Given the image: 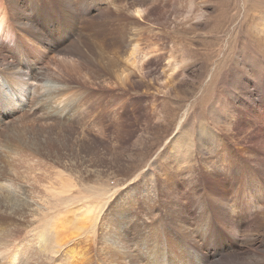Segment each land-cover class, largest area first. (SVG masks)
I'll use <instances>...</instances> for the list:
<instances>
[{
    "label": "rangeland",
    "instance_id": "rangeland-1",
    "mask_svg": "<svg viewBox=\"0 0 264 264\" xmlns=\"http://www.w3.org/2000/svg\"><path fill=\"white\" fill-rule=\"evenodd\" d=\"M154 9V11L153 8L151 9L152 13L150 14L152 15H147V13L141 15L139 18V25L133 24L132 29L134 31L138 30L140 33L137 46L142 50L157 48L158 50L156 53L164 56L162 63L169 61L173 67H179L180 73L178 75L173 76V78H165L159 75L163 66L156 68L157 65L150 63L146 69L149 73L138 75L132 81H129L130 85L123 84L116 87L115 84V86L103 84L104 86L97 85L93 88V84L79 86L76 83L70 84L69 82L72 88L67 90L66 93H63L59 101L68 98L70 95L73 96V94H78L77 91L79 90V94L81 93L85 97H90L83 99L87 105L90 106L91 103L96 104H92V108H86L88 114L84 121L76 122V124L68 122V126L63 127L62 130L59 131L61 134L59 133L58 135V133L55 134L54 130L51 129L56 128V125H59L58 122L54 123L53 120L45 116V108L41 105L42 101H36L35 98L32 100L31 96L33 94H31L30 87L33 88V86L37 84L44 86L46 77H49L47 75H52V72L59 73L62 71L60 73H63L62 75H64V77H68V73L74 74L68 63L70 60L77 59L79 55L78 52L81 50L77 49L76 51L74 49H69L66 45H60V50L58 49L57 52L59 55L55 54L56 52L45 50L40 51L39 57L36 56L34 52H31L29 57H26L22 64L20 70L21 75L14 72H12L14 74L10 73L11 71H15V68L20 69L19 66L7 70L8 72L4 70V72H2L3 76L0 74V81L14 78L12 80L15 83L14 89L18 93L19 99L22 100V105L15 108L14 112H11L10 110L14 106L13 103L3 98L0 93V111L10 116V120L12 121L10 122V126L6 123L9 121H0V145L3 146L1 150H8L5 137L1 135V133L4 132L8 135V132L5 130L6 128L12 129V133L18 132L24 135V139L29 142L31 150L22 148V153L29 152L41 159V164H44V166L48 164L52 171L64 172L63 174L65 176L69 175L71 178L73 177L72 179L69 178L73 182L76 180L75 182L78 184L74 189L73 195H77L80 198H74L71 203L73 205L78 204L76 208L79 207V204H81V206L85 204L87 200H89L88 202L90 204H102L105 206V221L111 206H113L110 204L118 199L124 198L127 206L137 207L139 205L136 204H139V202L135 201V199H149L157 193L156 196L152 197L154 200H157L159 203L161 202L163 207L167 206L166 203L168 204V202L170 204L168 205L171 206L170 198L175 194V190L182 189L185 191V196H187H184L186 201L190 197L189 195H191L192 186L181 181V175H178V179L174 176V184L168 183L167 187L163 186V189L162 186L157 189L154 188L155 182L160 178L164 177L166 174L169 175L171 172H176L173 171L175 161L179 164V170L187 171L191 168L195 169L191 172H195L193 175L196 176L195 179L197 180V184L199 181H203L207 187L209 186V189L212 190L213 188L216 192H231L232 189H234L232 183L224 181V178L220 177L222 174H220L219 170H215L214 172V169L211 167V161L215 158V155H217L216 152L218 151H224L226 158L228 155V157L234 160V165L238 169L241 168L240 170L243 171V175H245L244 186L249 191H254L256 199L264 204V194H262L264 187L259 184V180H257V177L253 174V167L255 166L254 161H252L253 164L249 162L251 158L254 159L253 156H255V152L244 146L247 136L251 141H256L258 144L259 142L261 143V141L257 140H264V136H262L264 135V0H171L169 2L161 0L160 3L154 6ZM165 10L168 11L165 12ZM77 34L78 28L75 29L74 34H69V38L74 39V35L77 36ZM115 49L117 50L116 46ZM61 54H63V56L67 55V59H62L63 56H61ZM122 57H125L124 54L118 57L119 60H124ZM9 58V60H13L12 57L9 56ZM91 58H89V60H91ZM62 60L64 62L66 61L65 64ZM27 63L31 65L33 71H38L39 73L47 72V75L39 82H36L27 74L32 72V69L26 68L25 65ZM94 67L92 63L89 65L85 64L83 67L85 71L83 72L82 70V74L88 73L87 76H89L90 72L88 80L99 82L96 77L97 71H94L96 70ZM4 68V65H0L1 71ZM23 68L26 69L24 70ZM57 68L63 69L58 70ZM66 72H68V75ZM23 73H26L27 76ZM53 76L56 77L55 75ZM110 80L114 82L115 78H110ZM23 83H27V85ZM115 96H121V100H117ZM2 99L6 103L8 102L7 104L9 105H6L8 111L2 108ZM28 99L36 102L29 103ZM107 101L110 103H107ZM37 103L40 105L36 106ZM115 105H119V110L115 114V117H112L105 111H111ZM151 106L153 108H151ZM101 109L104 111L101 112ZM94 114H99V121L103 118L105 121V132L101 137L94 136L95 130L89 124ZM233 119H235V122ZM221 121H223V123ZM235 126L236 128H234ZM41 127L43 129H41ZM46 127L49 128L46 129ZM201 130H203L204 134ZM258 130H263V133H258ZM49 131L51 134H47ZM255 136L257 138H255ZM11 138L17 139V137L13 135H11ZM214 138H216V142H214ZM205 139H208V142ZM209 139L211 140L210 142ZM218 139L220 141L219 144L221 143L220 147L213 151L212 145L210 146V144L213 142L217 143L216 146L218 147ZM32 142L36 145L34 146L31 144ZM110 150L116 155H113ZM24 157L25 156L20 155L15 159L16 166L17 168L19 167V169L17 170L18 172L16 171L17 173L14 172V174H20L17 175V179L25 174L26 166L34 165ZM3 158H1V160ZM245 160H248V162ZM1 164L7 168V164L4 163V160ZM55 168L57 170H55ZM211 170H213V172ZM160 173H163L162 176ZM205 173H207V175ZM6 174L4 176L0 175V185L5 184L6 176L13 177L12 172H7ZM259 177L260 181H264V175H259ZM198 178H200L199 181ZM220 178L221 180H219ZM225 178H227L226 175ZM17 181L18 180H15V183ZM180 181L182 183H180ZM128 184H130L129 187L133 186L137 191L142 190V193L145 191L143 193L145 196L136 193V191H134L132 197L130 194L131 192L125 195L127 190L124 191L123 188ZM116 188L118 189L115 191L116 193L114 192L112 200H109L110 196L107 198L105 197L109 189L113 191ZM77 191H80L79 195ZM171 193L174 194L171 195ZM164 196L167 198L165 199ZM164 200L165 203L163 202ZM81 206L78 208L80 211L86 207ZM113 207L116 209V206ZM160 210L161 207L150 212L152 215L150 213L146 214L147 212H141L139 214V221L141 222L143 218H148L149 222H155L156 220L153 219H156L157 216L159 217L158 220H162V222L167 220L171 212L170 208L164 210L166 212L163 213V216L160 215ZM181 210L183 211V208ZM75 212L78 213L77 210H75ZM45 215L46 217L42 218L41 216V219H37L40 221L29 224L30 227L27 226V230H31L35 227L31 230L32 234L34 232L35 236L39 235L40 228L44 224L41 230L45 231L49 218L54 217L53 213H47ZM77 216L79 215L77 214ZM100 217L101 214L99 215V219ZM238 218L242 223L241 228H239L242 232H238L240 235L241 233L242 235L246 234L242 237L243 243L239 242L241 240L240 237L236 240V234L231 233L219 223V228L224 230L222 231L223 241L216 242V246L214 245L215 247L212 249L210 245L203 246L202 252H207L209 259L212 260V254L216 253L215 248L219 250L223 242L227 244L223 243V247L219 250L221 253L233 252L236 250L237 244H239L240 248L238 250L241 249V251L244 252H233L234 255L236 254V260H232L234 264H264V261L258 262L264 259V225H260L264 224V210L258 211L257 215L250 218H247L246 214ZM99 225L100 223L98 221L96 229L98 243L97 245L93 244L95 250L92 252L99 251L100 248ZM171 225H169L170 228H168L167 232H170V236ZM246 226L248 229L245 228ZM252 227L256 230H251ZM139 229L141 231V228ZM224 232L227 234H224ZM249 232H251L252 235ZM259 232L261 233L260 235ZM142 237L145 238L144 235H142ZM53 241V237L50 235L45 247H41L35 239L27 242L29 245L28 249L31 251L27 252L25 257H27L28 260L32 254V259L26 261V264H52V260L45 256V252H49V250L50 252L53 251ZM230 244H235V247H230ZM43 249H45V252H41ZM21 251L25 250L21 249ZM146 259L144 262L143 259L139 260V262H142L141 264H148L147 261H149V258L147 257ZM225 262L221 260L218 261V264H227Z\"/></svg>",
    "mask_w": 264,
    "mask_h": 264
},
{
    "label": "bare ground",
    "instance_id": "bare-ground-1",
    "mask_svg": "<svg viewBox=\"0 0 264 264\" xmlns=\"http://www.w3.org/2000/svg\"><path fill=\"white\" fill-rule=\"evenodd\" d=\"M162 1L169 2L171 0ZM160 2L161 0H0V65L5 66L2 71L0 70V74L2 75V72H4V70L8 72L7 70L19 66L20 69L15 68V71L10 70V73L14 72L19 75L24 60L26 59V57H29L31 52H34L36 56H39L40 51L45 50L56 52L55 54H58L57 52L60 45H66L67 47H69V49H74L76 51L77 49L81 50L80 52H78V58L70 60V62L68 63L70 64L69 66L71 70L74 72V74L66 72V74H69H67L68 77H64V75H62L63 73H60L62 71L59 72L60 74L57 72H52V75H47V72L39 73L38 71H33L31 65H29L28 63L25 65L26 68L32 69V72L27 74H29V77H31V79L33 78V80H35L36 82H39L46 75L49 76L46 77V83L44 84V86L37 84L33 86V88H31L30 86L28 87H30L32 92L31 94H33L31 96L32 100L35 98L36 101H42L41 105L45 108V116L48 119L53 120L54 123L58 122L59 125H56V128L51 129L54 130L55 134L58 133L59 135V131L62 130L63 127L68 126V122L76 124V122L84 121L85 117L88 114L86 112V108H92L91 105L94 104L91 103L90 106L87 105L83 99L90 97H85L81 93L79 94L78 88V94H73V96L70 95L68 98H64V100L59 101L60 96H62L63 93H66L67 90L72 88V86L70 85L71 83H76L79 86L93 84V88L97 85L104 86L107 84L113 86L116 85V87L123 84L130 85L129 81H132L138 75H145L146 73H149V71H146V69L147 66L150 65V63L157 65L156 68L163 66V68L159 72V75H162L165 78H173V76L180 73L179 67H173V65L169 61L162 63L164 56L156 53V51L158 50L157 48H152L150 50L140 49L137 46V41H139L140 39V33L138 30L134 31L132 29L133 24H140L139 18L142 14L147 13L148 15L152 13L151 9L153 8L154 11V6ZM168 10H165V12ZM76 28H78L77 36L74 35L75 38L70 39L69 34H74ZM115 46L117 50L115 49ZM122 54H124L125 57H122L124 60L121 61L118 57ZM9 56L12 57L13 60H9ZM61 56H63V54H61ZM64 56L62 59L66 60L67 55L65 57ZM89 58H91V60H89ZM89 62L95 66L94 68L96 70L94 71H97L96 77L98 78L99 82H92L88 80L90 72L89 76H87L88 73L82 74L83 67L85 66V64L89 65ZM84 71L85 70H83V72ZM23 74L27 76L26 73ZM53 75H55L56 77H54ZM110 78H115V81H111ZM13 79H3L0 81V93L2 97L13 103L14 105L10 110L11 112H14L15 108L22 105V100L19 99L20 97L14 89L15 83L12 81ZM23 84L27 85V83ZM115 98L117 100H121V96H115ZM1 101L3 104L2 108L5 109V111H8L6 108V105H9L7 104L8 102L6 103L5 101H3V99ZM36 101H30V99H28L29 103H35ZM108 102L109 101H107V103ZM37 105L40 104L37 103L36 106ZM118 106L115 105V107H113L111 111L105 112L109 113L110 116L115 117V114L119 110ZM151 108L153 107L151 106ZM103 111L101 109V112ZM98 115L99 114H94L89 122L90 126L95 130V137H101L105 132V121L103 120L104 118L99 121ZM234 120L235 119H233V121ZM0 121H9L6 122L8 123V126H10V122H12L10 120V116L1 111ZM221 122L223 123V121ZM47 128L49 127H46V129ZM234 128H236V126ZM41 129L43 128L41 127ZM5 130L8 132V135H6L5 132L1 133V135H4L5 137V143L7 144L6 147L8 148V150L2 151L1 148L3 146L0 145V175L4 176L7 172H12L13 177L6 176L5 184L0 185V264H26V261L32 259V254L28 258V260L27 257H25L27 255V252L31 251L28 249L29 245L27 242L35 239L41 247H45L50 235H52L54 240L52 246V250L54 251H52L53 254L52 252H50V250L49 252H45V249L41 250V252H45V256L49 257V259L52 260V264H141L142 262L140 263L139 260L143 259L144 262L147 257L149 258V261H147L148 264H218V261L221 260L223 262L226 261L225 263L227 264H234L232 260H236V254L234 255L233 252H242L241 249L238 250L240 248L239 244L235 243L237 244V248L235 251L221 253L219 252V250L223 247L224 244H227L226 242H223L224 244H221L219 250L215 248L216 253L212 254V260L209 259V255L207 252V254L205 252H202V247L210 245L212 249L216 246V242L223 241L222 231L224 230H221L219 228V223H221V226L229 230L231 233H235L236 240L240 237L241 240L239 242L243 243L244 241L242 237H244L246 234L242 235V231L239 230V228H241L242 226V223L238 217L246 214V217L250 218L257 215L258 211L264 210V204L260 203L256 199L255 192L249 191L244 186L245 175H243V171L240 170L241 168L238 169L234 165V160L231 157H228L227 155L226 158L224 151H218L216 152L217 155H215V158L211 161V167L212 169H214V172L215 170H219L220 174H222L220 177L224 178V181L232 183V187H234V189H232L231 192H216L213 188L211 190L208 188L209 186H206L205 182L203 183V181H199L201 177L198 178L200 184H197V180L195 179L196 176L193 175L195 172H191L195 169H192L190 167L191 169L187 171L179 170V164H177L178 162L175 161L174 166L172 164L171 165L174 168L173 171L176 172H169V175L166 174L164 177L160 178L157 182H155L154 188L157 189L162 186L163 189V186L167 187L168 183L174 184V176L178 179V175H181V181L192 186L191 195L188 194L190 197L186 201L185 197L187 196H185V191L182 189H178L177 191L175 190V192L173 191L175 194L171 193V195L174 194L172 198H170L171 206H169V200L167 201L169 205L166 203L167 206L164 207L161 202L159 203L157 200H154L152 197L156 196L157 193L154 196H151V198H149L150 195L148 194L149 199H135V201L139 202V204H136L139 205L137 207L130 205L127 206L124 198L120 200L118 199L110 204L116 206V209L111 206V209L107 214V218L105 221V206H103L102 204H90L88 202L89 200H87L86 203L82 206L81 204H79V207L86 206L84 209L80 211L78 209L79 207L76 208L78 204L73 205L71 203L74 198H80L77 195H73L74 189L78 185L75 182L76 180L74 181V183L71 180L73 177L71 178L67 174L66 175L68 177L65 176L63 174L64 172L60 173L54 170L53 172L48 164L46 165L47 167L44 166V164H41V159L32 155L31 153H22V148L31 150V146L29 142L24 139V135L18 132L12 133V129L10 130L9 128H6ZM203 130H201L202 133ZM50 131L47 132V134H51ZM257 132L263 133V130H258ZM11 135L16 136L17 139L11 138ZM255 138L257 137L255 136ZM219 139L218 147L216 146L217 143H214L216 142V138H214V142L210 144V146L212 145L213 151H215L216 148L219 149L221 144H219V142L221 141V139L220 141ZM206 141L208 142V139ZM210 141L211 140L209 139V142ZM246 141L244 142L245 145L244 143L243 145L255 152V156H253L254 159L249 158V162L252 163V161H254L255 164V166L253 167V174L257 177V180H259V184L264 187V181H260L259 177V175H264V140H257L261 141V143L259 142L258 144L256 143V141H251L247 136ZM31 144H33L34 146L36 145L33 142ZM20 155L25 156L34 165L26 166L25 174H23L21 178L18 177L17 179V175L20 174H14V172L19 169V167L17 168L16 166L15 159ZM113 155L116 154L113 153ZM245 156L247 157L248 155ZM1 158L3 159L1 160ZM3 160L4 163L7 164V168H5V166L1 164ZM246 162H248V160ZM55 170L57 169L55 168ZM211 171L213 172V170ZM207 173L205 174L207 175ZM162 174L160 173L161 176ZM225 175L227 178H225ZM15 180L18 181L15 183ZM219 180H221V178ZM181 181L180 183H182ZM130 184L123 188L124 191L127 190L125 192V195L126 193L131 192L130 194L132 197L134 191H136V193L138 194L144 195L143 193L145 191L143 193L142 190L137 191L133 186L129 187ZM117 189L118 188L113 191L109 189L105 197L107 198L110 196L109 200H112L114 192ZM79 193L80 191H77L78 195ZM262 194H264V191L262 192ZM253 195L255 198L253 197ZM166 198L167 197H165V199ZM163 202L165 203V200ZM159 207H161V210L159 212L162 216L163 213L166 212L164 210L166 208H170L171 212L169 213V217H167V220L163 218L165 221L162 222V220H158L159 217L156 215V219L152 218L153 220H156L155 222H149L148 218H143L141 222L139 221V214L141 212H147L146 214H148L157 210V208ZM182 208L183 211L181 210ZM75 210H77L78 213H76ZM47 213H53L54 217L49 218V220L51 221L48 220L45 231L41 230L44 224L40 228L39 235L35 236L34 232L32 234L31 230L35 227L31 230H27L26 227L29 226V224L40 221L37 219L41 216L42 218L46 217L45 214ZM77 214L79 216H77ZM100 214L101 217L99 219ZM98 221L100 223L98 229L100 231L99 242L101 244L99 251L92 252L93 250H95L93 248V244L97 245L98 243L96 233ZM169 225H171V236L170 232L167 233L168 228H170ZM247 226L245 228H247ZM139 228H141V231ZM251 230L256 229H253L252 227ZM238 231H241V235ZM224 234L227 233L224 232ZM260 234L261 233L259 232V235ZM142 235H144L145 238H143ZM235 244H230L229 246L235 247ZM21 249H24L25 251H21ZM241 257L243 258V256ZM263 261L264 259L259 260L258 262Z\"/></svg>",
    "mask_w": 264,
    "mask_h": 264
}]
</instances>
